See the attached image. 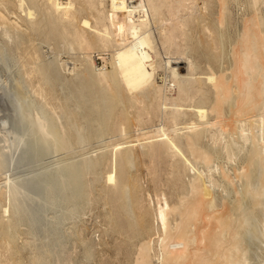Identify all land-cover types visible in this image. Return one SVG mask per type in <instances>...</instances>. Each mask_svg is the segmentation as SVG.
<instances>
[{"label":"bare ground","instance_id":"obj_1","mask_svg":"<svg viewBox=\"0 0 264 264\" xmlns=\"http://www.w3.org/2000/svg\"><path fill=\"white\" fill-rule=\"evenodd\" d=\"M0 104V264H264V0H0Z\"/></svg>","mask_w":264,"mask_h":264},{"label":"rangeland","instance_id":"obj_2","mask_svg":"<svg viewBox=\"0 0 264 264\" xmlns=\"http://www.w3.org/2000/svg\"><path fill=\"white\" fill-rule=\"evenodd\" d=\"M30 37H33L32 39H33V41L35 42V44H37V42H39L40 40H38L37 39V37L35 36V35H30ZM37 39H35V38ZM40 43H42V41H40ZM39 44V43H38ZM29 45V44H28ZM26 46V45H25ZM52 46V45H51ZM42 50H47L48 51V48L46 47V46H44V42L42 43V44H40V46H39ZM53 48H52V52H54V53H56L57 51H60V57H62V58H67L68 57V60H70L71 59V57H75L77 54L74 52V54L72 55V53L73 52H71V53H66V50H65V47L63 48V45L61 44V46H58V45H56V46H52ZM63 48V49H62ZM49 52V51H48ZM53 54V53H52ZM70 54V55H69ZM65 55V56H64ZM70 57V58H69ZM1 105L2 104H0V107H1ZM6 109V107H5V105L3 104V106L1 107L2 109L0 110V120L4 117V115H5V112H4V108ZM106 139H108L107 137H105V138H98V139H93L88 145H87V147H86V149H88L87 151L89 152V153H91V154H93V153H95L96 151H97V149L99 148V147H101L102 146V143L104 142V140H106ZM99 140H101V141H99ZM99 142V143H98ZM102 142V143H101ZM96 147H97V149H96ZM56 156V155H55ZM55 156H49V158L47 157L46 158V160L47 161H49V160H52ZM58 156H61V155H58ZM57 157V156H56ZM46 160H44V161H42V162H47ZM139 167H141V164L139 163V165L137 166V168L139 169V171L137 172V174H139L140 176H141V182H142V184L145 186L146 184H147V181H146V177H145V175H144V173H145V171H144V166H142V171H140L141 170V168H139ZM141 173V174H140ZM2 183H3V181L0 179V185H2ZM145 183V184H144ZM95 212H96V210L95 211H92V213H88V215H86V217H84V220H85V224H86V226H89V228H87L86 227V235L88 236L89 235V237L90 238H93V239H95L96 240V238H97V235H98V232H100L99 231V229H101V227L99 226H97V227H95L96 226V222L99 220V219H94L95 218ZM90 214H92L93 216H94V218H92L93 216H91ZM91 217H90V216ZM88 216L90 217V218H88ZM89 220V221H88ZM95 221V222H94ZM87 222V223H86ZM93 225H95V226H93ZM88 230V231H87ZM109 239V238H108ZM100 249H99V248ZM94 248H95V250L96 251H98L99 252V254H100V252L101 251H99V250H101V249H103V248H105V246H103V245H99V246H94ZM108 249V248H107ZM110 249V248H109ZM108 249V251H110L111 252V249L109 250ZM101 255V254H100Z\"/></svg>","mask_w":264,"mask_h":264}]
</instances>
